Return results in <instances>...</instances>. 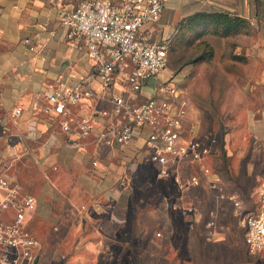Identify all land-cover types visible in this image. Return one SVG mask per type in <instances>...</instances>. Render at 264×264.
<instances>
[{
  "label": "crops",
  "instance_id": "1",
  "mask_svg": "<svg viewBox=\"0 0 264 264\" xmlns=\"http://www.w3.org/2000/svg\"><path fill=\"white\" fill-rule=\"evenodd\" d=\"M86 1L0 0V165L6 177L25 187L26 195L37 198L36 210L26 220L28 231L41 245L49 237L52 244L57 241L54 248L73 242L78 256L108 254L111 246L118 245L129 210L130 187L124 178L142 163L158 171L142 145V138L151 132L148 127L136 134L137 145L143 147L140 154L117 144L95 146L106 125L96 113L113 108L111 97L102 96L99 79L90 81L92 96L71 107L74 118H89L95 125L82 148L71 146L60 118L45 111L49 107L45 90L61 84L71 88L81 84L86 89V80L96 73L84 40L70 36L61 25L65 13ZM197 14H225L247 21L238 37H215L212 44L216 51H226L227 58L232 53L244 55V70L250 71L246 95L258 97V104L246 108L247 128L264 145V0H167L161 20L151 28L152 39L172 40L181 22ZM125 78L126 72L119 70L113 93H126ZM160 81L152 79L144 87L139 103L154 95ZM175 82L179 86L176 78ZM191 116L187 114L185 127ZM5 197L6 190L0 188V201ZM13 217L14 210L9 209L0 221ZM45 226L51 228L49 232Z\"/></svg>",
  "mask_w": 264,
  "mask_h": 264
},
{
  "label": "built area",
  "instance_id": "2",
  "mask_svg": "<svg viewBox=\"0 0 264 264\" xmlns=\"http://www.w3.org/2000/svg\"><path fill=\"white\" fill-rule=\"evenodd\" d=\"M166 3L167 0H88L65 13L62 27L70 36L84 40L96 73L86 80V89L81 84L75 88L61 84L45 90L43 96L49 103L45 111H53L60 118L62 132L70 135L68 143L82 148L83 141L91 138L95 125L89 118H74L71 107L91 97L90 81L99 79L104 87L102 96L111 97L113 108L96 113L106 120L104 131L94 140L96 147L114 144L133 147L136 155L145 147L147 159L158 167V174L171 178L180 192L206 186L240 210L241 203L235 196L223 193L220 178L207 166L212 146L194 137L193 131L185 127L189 102L175 78H162L168 68L171 40L154 41L151 28L161 20ZM119 70L126 72L127 91L123 95L112 92ZM152 79H161L154 95L139 103L144 87ZM146 127L151 132L142 138L143 147H139L136 134ZM93 165L97 166V162ZM186 168L192 172L185 173ZM0 173H3L0 188L6 190V197L0 201V218L5 211L14 210L11 221H0V264H40L41 242L26 227L28 215L36 210L37 198L26 195L23 185L6 177L1 165ZM257 193V207L244 224V244L251 255L264 253V176ZM179 206L185 214L197 213L189 202L181 201ZM209 217L214 218L213 211ZM214 227L213 223L207 224L209 229ZM214 238L215 231L207 236V240Z\"/></svg>",
  "mask_w": 264,
  "mask_h": 264
},
{
  "label": "rangeland",
  "instance_id": "3",
  "mask_svg": "<svg viewBox=\"0 0 264 264\" xmlns=\"http://www.w3.org/2000/svg\"><path fill=\"white\" fill-rule=\"evenodd\" d=\"M244 29L228 37L213 32L201 39L190 35L191 44L175 52L169 49L168 68L162 75L178 80L192 114L186 128L212 146L207 166L220 178L223 193L235 196L241 209L206 186L182 193L171 178L161 177L156 167L142 163L124 178L130 187L129 210L118 245L111 246L108 254L78 256L73 242L54 248L57 241L52 244L49 237L41 245L42 264H264V253L251 255L244 244V224L257 207V190L264 176V145L247 128L246 108L258 104V97L246 95L250 71L244 70V55L232 53L227 58L226 51H216L212 44L215 37H238ZM204 42L213 46L214 56L197 61ZM181 201L192 204L197 213H183ZM212 211L214 218L209 217ZM208 223L215 227L207 228ZM214 231L215 238L207 240Z\"/></svg>",
  "mask_w": 264,
  "mask_h": 264
},
{
  "label": "trees",
  "instance_id": "4",
  "mask_svg": "<svg viewBox=\"0 0 264 264\" xmlns=\"http://www.w3.org/2000/svg\"><path fill=\"white\" fill-rule=\"evenodd\" d=\"M247 25L246 20L225 14H197L181 22L176 34L170 41L169 49L171 52H175L185 44H191L193 41L190 35L192 34L196 35L195 39L203 38V35L208 32L216 33L221 37H228L239 33ZM200 46H204L205 49L197 58V61L211 59L214 56L213 46L206 42L200 44Z\"/></svg>",
  "mask_w": 264,
  "mask_h": 264
}]
</instances>
